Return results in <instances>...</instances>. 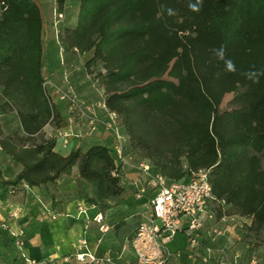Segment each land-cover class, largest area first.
Segmentation results:
<instances>
[{
	"label": "trees",
	"instance_id": "16d2710c",
	"mask_svg": "<svg viewBox=\"0 0 264 264\" xmlns=\"http://www.w3.org/2000/svg\"><path fill=\"white\" fill-rule=\"evenodd\" d=\"M53 1L66 12L68 0ZM188 4L79 0L76 23L55 38L66 51L91 52L84 65L99 68L105 104L128 136L126 153L169 179L209 169L214 197L225 200L215 206L217 218H249L244 239L264 246V75L258 83L243 75L264 71V0H203L200 12ZM40 9L35 0H0V114L14 112L18 122L9 132L0 125V152L18 167L6 176L0 165V200L76 167L78 183L89 185L79 186L77 197L105 211L124 191L113 148L96 143L66 155L54 149V132L67 121L44 84L49 49ZM221 45L235 72L210 51ZM48 124L53 132L45 135ZM35 207L31 226L39 223ZM14 239L0 232V264L21 258Z\"/></svg>",
	"mask_w": 264,
	"mask_h": 264
},
{
	"label": "crops",
	"instance_id": "0c3cea01",
	"mask_svg": "<svg viewBox=\"0 0 264 264\" xmlns=\"http://www.w3.org/2000/svg\"><path fill=\"white\" fill-rule=\"evenodd\" d=\"M35 1L39 4L42 11L41 2L43 0ZM69 1L67 2V8ZM75 1L77 2V11L74 22L72 21V16H70L71 14L68 16L67 8L64 13V18L69 20V26L74 25L77 20L79 0ZM42 18L43 26H45L46 21L43 12ZM71 52H73V55L77 54L78 56L88 54L86 60L91 55V52ZM84 64L85 62L79 70L82 69L81 72L85 75L93 77L96 67L91 66V70H89ZM55 72L59 71L53 66L52 75H56ZM74 73L78 74V69ZM95 78L97 79L98 77L95 76ZM51 81L53 82L54 80L51 79ZM54 101L58 106L57 101ZM58 108L63 112L59 106ZM77 122L78 130L77 133H74L72 126L67 121L65 127H71L73 135H71L67 147H63L60 141L57 140L54 147L56 151L66 155L73 149L82 147L86 150L89 146L96 143H105L111 147L113 146L114 138L110 132L103 129V126L93 133H88V121L85 119V121L79 120ZM48 125L43 129L45 135H47L45 132ZM7 159L10 162L8 157ZM9 166L12 167L9 176H12L18 170V167L12 163ZM129 167L130 163L122 168L124 191L119 204L105 211H101L94 204H89L77 197L79 186L88 191L89 185L85 181L78 183L76 167L71 173H65L60 176L54 183H48L46 186L41 187H26L24 190H16L6 200H0V232H5V230L10 232L11 230L19 229L22 231V237L25 241L24 248L20 251L21 258L15 264H29L26 258L37 259L41 264L58 263L62 256L75 251L78 239L82 237L88 241L90 248L97 254H112L116 258V264H135L131 238L138 224L151 214V209L148 205L150 192L138 196V188L133 184V180L136 178L140 179V173L139 171L130 170ZM2 168L4 174L8 176L5 173V168ZM49 193L54 194L56 204H52ZM33 205L36 206L35 208H37L38 212L37 219L39 223L36 226L30 225L34 219V215L31 212ZM80 206L85 210L80 211ZM14 212L16 213L15 215L13 214ZM54 212L57 213L56 218L51 217ZM98 213L102 214L108 229H100L101 223L95 220V215ZM237 217L243 223L240 221L229 223L231 228L224 235H219L215 239L212 238L209 227L198 230L196 236L199 243L196 247H191L189 244L190 239L182 226L166 241V246L170 251L166 264H206L205 261L208 259L218 260L219 262L222 260L227 262L236 261L238 264H250L251 261L255 260L256 264H264L261 261L264 254L259 255V248L264 246L253 247L243 236L244 225L249 224L250 219L243 216ZM206 224H209V222L206 221Z\"/></svg>",
	"mask_w": 264,
	"mask_h": 264
},
{
	"label": "built area",
	"instance_id": "2783aa9c",
	"mask_svg": "<svg viewBox=\"0 0 264 264\" xmlns=\"http://www.w3.org/2000/svg\"><path fill=\"white\" fill-rule=\"evenodd\" d=\"M54 24H58L63 18L64 13L59 12L54 7ZM58 32V31H57ZM76 50V48H73ZM60 64L65 65L63 52L66 48L61 46ZM47 80L45 86L47 87ZM78 107L77 114L80 120L88 121V133L97 130V124H101L103 129L110 132L114 138L112 146L117 163L121 172L124 165L129 164L132 157L126 153L128 136L123 133L119 123L118 114L111 111L103 100L90 103L88 105L77 104L72 100L70 111L73 113ZM101 110L99 111L97 110ZM57 140L63 147H67L73 130L71 127L57 128L54 132ZM137 169L140 179H134L133 184L138 188V196L150 192L148 205L151 214L146 216L137 226L131 238L135 264H166L170 251L166 246V241L171 238L182 226L184 227L191 247H196L199 243L196 233L204 227H209L213 239L219 235H224L231 228L227 222L226 215L220 218L216 216L215 206L225 204V200H217L213 195L212 184L209 176V169L201 168L194 171L188 179H169L159 172L152 170L151 164L143 159L139 161ZM116 174V170L113 171ZM24 186L28 187L27 184ZM84 211L83 207H79ZM16 214L15 212L13 213ZM52 218L57 217V213L51 214ZM234 217V216H233ZM231 217V218H233ZM95 220L100 222V229H108L101 213L95 215ZM206 221L209 224H206ZM225 223L223 226L218 223ZM14 236L15 247L21 251L25 241L22 231L11 230ZM29 264H41L33 258H26ZM55 264H116V258L112 254H97L93 251L85 238H79L76 249L73 253L62 256L61 260ZM220 264H238L236 261L227 262L222 260ZM250 264H256L255 260Z\"/></svg>",
	"mask_w": 264,
	"mask_h": 264
},
{
	"label": "rangeland",
	"instance_id": "374dc122",
	"mask_svg": "<svg viewBox=\"0 0 264 264\" xmlns=\"http://www.w3.org/2000/svg\"><path fill=\"white\" fill-rule=\"evenodd\" d=\"M42 6V12L44 19L46 21V24L44 26V37L46 41L48 42V49L49 54L46 59V79H47V90L49 94L52 96L54 100L57 101L58 106L63 110L64 118L68 121L69 125L72 126V129L74 130V133H77L78 130V122L79 116L77 114L78 107L76 110L71 113L70 111V105L72 104V100L75 101V103L78 106V103L88 105L90 103H94L96 101H102L104 98V90L100 84V79L95 78L96 75H93V77H90V75H85L79 68L83 65V63L86 61V58L88 57V54L80 55L77 54L73 55V52L70 50L63 52V56L65 58L64 63L65 65L60 64V57L61 53L59 52L61 49V46L63 44H59V42L56 41V38L58 34L61 32L63 27L65 25H69L68 18L61 20L57 25L54 24V1L53 0H43L41 2ZM68 16H72V21L75 20V13L77 11V2L75 0L69 1L68 6ZM72 24V23H70ZM58 31V32H57ZM55 66L57 71L55 72L56 75H52L51 73L52 67ZM78 69V74L74 73L75 70ZM99 68H95V72H97ZM75 74V75H74ZM57 76V77H55ZM54 80L53 82L51 81ZM86 88V89H85ZM229 98V95H226L225 100ZM99 113L101 110L97 109ZM17 118L15 116L14 112H9L7 115L0 114V125H2L5 132H9L10 130L15 129L17 124ZM97 130L102 128L101 124H97ZM53 127L52 125L47 126L46 134L50 135ZM3 154H0V165L5 168V173L9 176L11 174L12 167L11 163L8 161L6 156H2ZM132 159L129 161L130 167L129 169L132 171H138L137 165L141 159H139L135 155H131ZM132 165V166H131ZM125 178V176H123ZM237 221L242 222V220L238 219L237 216L234 218H228L227 222L236 223ZM233 223V224H234ZM243 223V222H242ZM221 226H223L225 223L220 222ZM259 255L264 254V247L259 248ZM260 257V256H259ZM261 261L264 262V257L261 258Z\"/></svg>",
	"mask_w": 264,
	"mask_h": 264
},
{
	"label": "clouds",
	"instance_id": "9594fccd",
	"mask_svg": "<svg viewBox=\"0 0 264 264\" xmlns=\"http://www.w3.org/2000/svg\"><path fill=\"white\" fill-rule=\"evenodd\" d=\"M160 7L166 10L169 16L176 15L175 9L166 8V6L163 4H161ZM188 7L193 12H200L203 7V0H196L195 3H192L191 0H189ZM210 51L212 52L214 57L224 62L226 71L228 72L236 71L235 62L231 58L226 57V46L225 45H221L219 48H212L210 49ZM217 75H219V73ZM243 75L247 79L251 80L253 83H258L260 76L264 75V71H247V72H244Z\"/></svg>",
	"mask_w": 264,
	"mask_h": 264
}]
</instances>
